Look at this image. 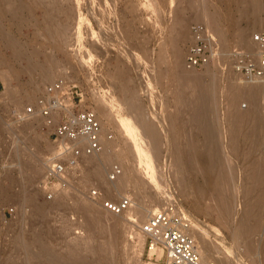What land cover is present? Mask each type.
Segmentation results:
<instances>
[{"label": "rangeland", "instance_id": "1", "mask_svg": "<svg viewBox=\"0 0 264 264\" xmlns=\"http://www.w3.org/2000/svg\"><path fill=\"white\" fill-rule=\"evenodd\" d=\"M6 1L0 0V151L2 153V157H0V264H9L15 254L21 258L17 257L20 264H27L24 250L20 248V245L15 246L14 239L23 237L28 241H34L35 236L40 235L46 243L48 242V245L56 250H61L67 244L66 239L68 241L71 236H84L86 213L80 207L81 200H89L97 208L99 207L98 209L106 210L98 198L91 196L92 188L101 189L105 197L118 200L121 197L130 196L133 200V205L124 214V211L120 214L115 213L117 215L112 213L119 234L115 258L110 262L98 259L94 264H164V256L161 255L159 258L158 254L151 256L145 247L143 249L140 247L138 239V233H143L141 225L149 217V212L144 219L141 217L142 206H144L142 204L146 202L147 205H150L148 207H152L151 195L158 190L156 188L164 189L167 194L169 201L165 200L163 205L177 201L185 207L194 220L195 231L200 232L197 223H203L212 231L205 235V240L216 251L222 254H230L235 251L240 256L238 264H264L261 248L254 249L253 253L248 254L244 247L238 246L237 248L233 245L234 240L229 234L230 231L221 228L218 234L214 230L219 227L218 214L213 212L208 215L205 212L209 199H203L196 189L201 184L206 190L207 197L210 195L214 178L209 173L205 172L203 175L197 176L194 172L189 171L193 188L184 191L174 177L177 171L176 158L174 157L180 156L184 163L187 162L185 140L188 135L186 132L189 131L190 112L187 111L188 94H185L187 92L179 85L180 81H178L182 70L176 64L177 59L171 45L173 46L172 39L175 38L173 35L175 36V32L179 30L178 20L188 18L190 21L185 32L186 36L180 42L184 61L191 25L195 21L202 20L196 16V9H193L195 6H192L188 0ZM260 1L262 9L260 8V12L256 13L254 11L245 12L244 5L238 0H200L202 3L198 5L208 9L213 16V24L217 20L214 28H217L218 33L217 31L213 33L221 43L229 46L232 44L244 45L243 38L251 41L253 33L264 29V23L259 25L254 22L256 21L254 17L257 15V18L264 20V0ZM240 12H243V15ZM252 13L256 16L252 17ZM51 15L54 16L53 21L57 23L59 32L66 34L65 40L64 38L63 41L62 38H52L46 31L51 22L49 19ZM241 31H245V37L240 36ZM15 45L19 52L17 55L14 53ZM30 65L32 70L29 69ZM212 67L217 73V80L219 79V105L223 107L220 116L224 121L221 128H225L226 120L224 118L229 103L226 90H229L228 85H230L229 82L231 83L229 78H232L238 87L239 85L243 87L245 85L243 82H248V80H244L234 72L225 58L215 62ZM43 68L53 69V76L55 75L53 81L67 79L82 86L85 91L86 103L93 106L96 112L99 110L100 104H104L107 113H110L108 114L109 119L106 115H99L100 110L97 114L105 125V130L112 132V137H109L111 141L107 146L111 156L110 162L105 163L102 152L93 154V156L96 155V159L93 156L85 157L80 168L71 176L70 186L66 190L56 192L57 194L52 198L47 196L40 181L46 173L54 144L42 128V117L32 114L29 116L28 113H25L26 106L36 102L45 85L51 82L42 80ZM204 68L196 70L201 73L206 70ZM185 69L187 68L185 67ZM241 87L240 89H242ZM262 88L263 91L261 89L262 92L258 93L260 96L258 97L256 94V98L259 99L264 116V84ZM131 95L135 98L133 96L132 98ZM249 95L246 94L243 95V98H239L240 108L251 107L252 97L254 100L255 93L250 95L251 102L248 99ZM121 99L128 101L121 102ZM133 99H138V101L134 103ZM98 103L99 107H97ZM132 107L135 109H131ZM136 109L139 111L134 112ZM143 110L146 115L148 114L147 117L153 119L158 126V133L161 131L159 134L163 139L164 149L160 161L153 166V171L156 172V174L154 172V179L157 181V178H160L161 184L164 185L163 189L162 186L158 187L160 182H158L159 184L155 180L153 182V178L149 176L152 174L149 173L152 166L146 164L145 158L134 153L138 141L134 136L137 137V133L128 130V126L124 123L128 117L125 112L131 113L132 115H130L133 117V115L142 113ZM260 135L259 148L253 152L248 151L251 153L247 152L248 149L238 154L233 153L228 145L229 142L227 143V140L224 139V144L225 142L226 144L223 146L224 152L222 151V153H225L223 154L226 158H224L225 165L227 164L226 166L230 170L233 169L232 171L236 169L234 172L238 175L233 187L235 191H239L245 183V179H249L246 177L251 173V168L255 169V173H264V123ZM262 136L263 141L261 142ZM132 139L136 141L135 146ZM245 145L243 143V148H248L249 141ZM92 159L93 162H91ZM95 160H99L98 164L104 161L105 165L100 166L101 162L99 166L105 170H103L104 176L110 183L117 181V179H110L108 175L113 163L121 165L122 173H130L131 180L127 183L126 191H118L115 187H109V189L106 182L103 183L99 180L91 168L93 163H96ZM35 161L40 163L42 169L29 183L27 181L31 175L29 169ZM226 161L228 162L226 163ZM22 163L23 165H21ZM27 163L30 165L26 167ZM143 164L147 165V173L144 171L146 174L141 170ZM145 166L143 168L146 170ZM141 171L142 174H140ZM252 171L254 173V170ZM147 174L148 176H145ZM144 180L150 182L147 188L149 194L142 198L144 188H141V184ZM65 191L68 193L64 194V205L61 203L57 205V208L56 206L51 207L46 215L35 213L33 206L26 203L29 193L36 196L37 203H53L57 195H63ZM147 193L145 192V194ZM158 206L155 209L159 208ZM263 233L264 227L260 228L257 232L259 235L256 234L253 239L258 243L263 238ZM126 236L128 239L126 244H123L122 241ZM195 237L201 241L197 233H195ZM232 259L237 261L235 256ZM214 262L217 263L215 260Z\"/></svg>", "mask_w": 264, "mask_h": 264}, {"label": "bare ground", "instance_id": "2", "mask_svg": "<svg viewBox=\"0 0 264 264\" xmlns=\"http://www.w3.org/2000/svg\"><path fill=\"white\" fill-rule=\"evenodd\" d=\"M7 1L11 2L12 0H7ZM238 1L242 2V4L244 5L243 10H245V12L254 11L256 13V12H260L259 10L262 9L261 8L262 5H261L260 0H238ZM188 2H190L192 4V6H195V7H193V9L194 8L196 9V16L198 18L202 19L203 21H205L210 26L211 30H213V32L217 31V33H218L217 28L216 29L214 28V25L216 24L217 20H216V22H214L215 24L212 23L213 16L211 15V13H209L208 9L206 10L201 5L200 6L198 5V4H201L202 2H200V0H188ZM191 4H188V5H191ZM240 11H242V10H240ZM242 13H241V15H243ZM245 14L246 13H244V15ZM253 16H256V15L254 13H252V17ZM257 16L254 17V18H256V21H254V22L258 23L259 25H261V24L263 25V23H264L263 18H257ZM53 17L54 16H52V15L49 16V19L51 22L48 21V22H50V24L47 26L48 28L46 29V31L49 33V36H51L52 38H54V37L62 38V41H63V38L65 40L66 34L63 32H59V27L57 26V23H55L53 21L54 20ZM189 21L190 20L188 18H181L180 20H178L177 23H178L179 30L175 32V36L173 35V37H175V38L172 39L174 41L173 46L171 45V47H173L172 50H174L175 58L177 59V61H176L177 63L176 62L175 63L177 64L178 68L180 70H182V73H180V78L178 79V81H180L179 85H181V87L183 89H185V91L187 92L185 94H188L187 97H189V100H188L189 105H188L187 111L190 112V115L188 117L190 119L189 125H188L189 131L186 132V133H188V135H187V138L185 140V144L187 147V162L184 163L181 160L182 158L180 156L175 155L177 157H174L173 156L174 153H173L172 156L174 158H176L175 159V165L177 167L176 173L174 172L175 173L174 177L176 178L175 180H178V183H179L181 189L184 191V190H188V189L193 188V184H192L193 182L190 180L191 178H189V175H190L189 171L194 172L195 175H197V176H201L205 172L209 173L214 178V182H213L214 185H213L212 191L210 192V195L207 197L206 190L203 186H201V184L198 185L196 187V189L200 193V195L203 199H205V200L209 199V202L207 203L206 208H205V212H207L208 215H209V213H213V212H216L218 214V222L219 223L218 222L217 223L219 224V227H217L214 230L218 234L220 233L221 228H223L227 231H230L229 234H230L231 238L234 240L233 245L237 248H238V246L244 247L245 252L248 254L253 253L252 251L254 249L256 250L257 248H261L262 257L264 259V236L262 239L259 240L258 243L255 239H253L256 236L257 232L260 230V228L264 227V220H263L264 219V176H263L264 173H259V172L255 173V169L251 168L252 170H254V173H252L253 171L250 169L251 173H249L247 175L248 177H246L249 179L248 180L245 179V183L244 184L242 183L243 184L242 188L240 190L238 189L239 191H237V190L235 191V190H233V187L235 186L236 179L238 178L237 173L235 174V172H234L236 169H234V171H232L233 169L230 170L229 168H227V166H226L227 164L225 165V160H224L225 157L223 156V154H225V153H222V151L224 152L223 146L226 144V142L224 144V139H225V141L227 140V143L229 142L228 145L231 147V150L233 151V153L238 154V153H241V151H243V150L246 151V149H248L247 152L248 151L253 152L257 148H259V145L261 144L260 143V136H261L260 134L262 133V129H263L264 116L262 115V108H261V105H260L259 99H258V97L260 95L258 96V93H260L261 89L263 91L262 87L264 84L263 83L264 80L243 82L245 85H243V83H242L243 87H241V85H239V87H238V85L235 84L234 80L232 78H229V81H231V83L229 82L230 85H228L229 90H226L227 96L229 99V103H228V109L226 111L227 114L224 118L226 120V122H225L226 127L221 128V124H223V122H224V121H222L223 119L220 116L221 110H222L221 108H223V107H220V105H219V103H220V99H219L220 96L218 93V90H219V88H218V86H219L218 82L219 81L218 80L219 79L217 80V78H218L217 73L215 72V70L212 67L214 64H212V63L207 64L205 66L206 70L204 72L201 71V73H199L195 68H194V70L187 68L188 69L187 70V69H185L186 66L184 67L183 54H182V51L180 49V42L183 40L184 36H186L185 32L188 28ZM214 21H215V19H214ZM217 27H218V25H217ZM174 29L176 30V26ZM219 34H220V32H219ZM240 36L245 37L246 36L245 31H241ZM242 43L249 48H253L255 46L253 41L252 40L249 41V39H247V38L246 39L243 38ZM14 53L16 55L19 53L17 48H16V45L14 48ZM29 69L30 70L33 69L31 67V65L29 66ZM52 70L53 69H49V68L44 69L42 71V74H41L42 80L53 81V78L55 75L53 76L54 72ZM240 87L242 89H240ZM254 93H255V95H254L255 98L253 100V97H252V103H251L253 106L250 105L251 107H249L247 109L240 108L239 102H241V101L239 100V98H243L246 94L252 95ZM256 94L258 96L257 98H256ZM250 95L248 96V99L251 98ZM132 96L133 95H131V97ZM121 97H122V95H121ZM123 97H126V96H123ZM99 99H101V98H99ZM125 100L126 99H124L123 101H125ZM123 101L121 99V102H123ZM126 101H128V100H126ZM133 101L135 103L136 101H138V99L137 100L133 99ZM249 101H250V99H249ZM131 103H133V102H131ZM123 106H124V104H123ZM97 107H99V103H98ZM122 108H124V107H122ZM131 109L134 110L135 108L132 107ZM99 110H98L99 115H101V116L106 115L108 117V114H110V113H107V111H106L107 108L104 104H102V105L100 104ZM128 110L130 111V109H128ZM136 111H139V109L138 110L136 109L134 112H136ZM134 112H133V114H134ZM125 113L127 114V115L126 114L125 115L128 116V117H126V120L124 119L125 120L124 123H126L125 125L128 126L127 127L128 130L135 131L137 133V137H136V135L134 137L137 138L138 141L137 142L134 141L135 138L132 139V142L134 141V144H133L134 146H135V142H136V147H135L136 152H134V153H136L141 158L142 157L145 158L146 164L148 163V166H150V167L152 166L151 171H150L151 168L149 167L150 168L149 173H152L149 176L153 178V179L152 178L151 179L154 182L156 172L153 171V168H154L153 166L160 161L162 154H163V149H164L163 139H162L161 135L159 134L161 131L159 130L160 132L158 133V131H157L158 126H156L153 119H150V117H147L148 114L146 115L144 110L142 113L133 115V117H131V115H132L131 113H128V112H125ZM184 113H188V112H184ZM28 114H29V116H32V115L35 116V114H32V115L30 113H28ZM128 114L129 115L131 114V115L129 116ZM99 115H98V117L100 118ZM109 117L107 119H109ZM118 117H120V116H118ZM104 118H106V117H104ZM121 121L123 122V120H121ZM101 122H102V120H101ZM102 124H103V122H102ZM187 124H188V122H187ZM103 126L105 129L104 124H103ZM119 126H121V125H119ZM185 130H186V128H185ZM103 140L105 143V148L102 151H100L99 153L102 152L101 154L103 156V159L106 161L105 163H107V162H110V160H111V156L109 155L108 148H107L108 142L111 140H109V138L106 135L103 137ZM248 141H249L248 148H243V143L245 145V143ZM262 141H263V136H262L261 142ZM140 142L143 144V146ZM121 152H122V150H121ZM251 152H248V153H251ZM262 152H263V150H262ZM96 154H98V153H96ZM91 156H93V155L87 156L86 158H89ZM93 157L96 159V155ZM170 159H171V156H170ZM141 160H140V162H141ZM29 161H28V163H29ZM98 161L99 160H97L96 163L94 162L95 164L93 163V166H91V168H93V172H94L95 176H97V178L99 180L103 181V183L106 182L105 184L108 186V188L109 187L110 188L115 187L118 191H121V192L126 191L127 183L131 180V177L129 176L130 173H126V172L121 173L116 178L117 181L115 183H110L109 181H107V179L104 176L105 170L103 169L104 170L103 171L102 167H100L102 165L103 166L105 165L103 163L104 161L103 162L101 161L102 164H101V162L99 163V164H101L100 166L97 163ZM184 161H186V159ZM91 162H93V159L91 160ZM91 162H90V164H91ZM171 162L172 161L170 160V163ZM227 162L228 161H226V163ZM28 163H27V165L25 164L26 167L28 165H30ZM96 164H98V165H96ZM21 165H23V163ZM143 165L145 166V164H143ZM257 165H255V167ZM19 166H20V164H19ZM144 166H141L142 167L141 170H143V173H144V171L146 172L148 170L146 167L147 165L145 166L146 170L143 168ZM170 166H172V165H170ZM41 169L42 168H41L40 163L35 161L33 163V166L31 167V169H29V170H31V175L29 176L27 181L29 183L32 182L34 177L37 174H39V172H41ZM258 169H259V167H258ZM262 171H263V169H262ZM154 172H155V174H154ZM146 173H144V174H146ZM140 174H142V171ZM157 175H158V173H157ZM145 176H148V174ZM156 177H158V176H156ZM157 179L158 180L157 181L155 180V182H157V183L160 182V180H159L160 178H157ZM146 180L148 181V179H146ZM146 180L142 181L143 183L141 184L142 185L141 188H144V191L142 192L143 195L140 194V195H142V198L144 195L149 194V191H147V188L149 187L148 184L150 182L148 183ZM176 183H177V181H176ZM178 183H177V185H178ZM151 185H153V184H151ZM161 186L163 189L164 185H162L160 182L158 187H161ZM239 186H241V185H239ZM154 187H156V186H154ZM64 189L66 190V188H63L61 190H64ZM156 189H158V190H156V192L154 194L151 193L152 198L149 196L151 198L150 202L153 203V205L151 203L152 207H148L149 204L147 205L146 202H145V204H142V205H144V206H142L143 209L141 210V217L143 219L147 215L148 212L150 215L152 213V211L155 210V207H157L158 205H163V203L165 204V200L168 199L167 194H165L164 189H163L164 191L159 190V188H156ZM145 192H148V193L145 194ZM65 193H68V192L65 191V192H63V195L62 194L57 195V198L54 200L53 203L52 202L37 203L36 196L33 193H29V195L27 196V199H26V203H29L33 206V210L35 211V213L37 212L38 214L46 215V212L51 207L56 206V208H57V205L61 204V203H62V205H64L63 200L65 198V196H64ZM167 201H169V199ZM79 204H80V207L82 208V210L86 213V215L84 214L86 216L85 217L86 233L84 236H71L68 241L66 239L67 244H65V246L63 248L61 247L62 248L61 250H56L53 247H51L50 245H48L47 244L48 242L46 243L45 240L40 237V235H36L34 238V241H28L27 239H24L23 237L14 239L16 242L15 246L17 247L20 245V248L22 250H24V253H25L24 256L26 259L25 262L27 261V264H94L95 260H98V259L99 260H105L106 262H110L111 260H113L115 258L116 250H117V247L119 244V234L117 233L116 220H115V217L113 216V214H115L116 212L110 211V210L106 209L105 207L104 208L108 211H106V210L102 211L101 208L98 209L99 207L97 208L95 206V204H93L89 200H83V201L81 200V202ZM129 208L130 207L124 209L123 210L124 212L122 211L123 214L125 212H127L129 210ZM53 210H54V208H53ZM122 212H120V213H122ZM120 213H117V214H120ZM117 214H115V215H117ZM110 216H113V217H110ZM83 224H84V222H83ZM202 224L197 223V226L199 227L200 232L195 231V228H194L195 226L194 227L192 226L193 227L192 232H193L194 236H195V233H197L198 237L201 238V241L197 240L198 241L197 244H198V249H199L202 257L206 260H212V261L215 260L218 264H238V262L240 260L239 259L240 256H238V254L235 253V251L231 252L230 254H227V253L222 254L221 252L216 251L215 248L211 247V245L205 240V235L207 233H209L210 230H209V228L205 227L204 224L203 225ZM210 232H212V231H210ZM138 235H139V238L138 237L137 238L140 240V242H139L140 247L143 249V247L145 246V242H146V235H144L143 233H138ZM257 235H259V234H257ZM107 236H109L110 238L107 239L106 238ZM127 239H128L127 236L124 237L122 243L126 244ZM13 244H14V242H13ZM161 255H162L161 251H158V255H157L158 258ZM231 256L232 257L235 256L237 258V261H234ZM17 257H18L17 254L13 255L9 261V264H20L19 263L20 261L18 262ZM20 257H22V256H20ZM19 259H21V258H19Z\"/></svg>", "mask_w": 264, "mask_h": 264}, {"label": "built area", "instance_id": "3", "mask_svg": "<svg viewBox=\"0 0 264 264\" xmlns=\"http://www.w3.org/2000/svg\"><path fill=\"white\" fill-rule=\"evenodd\" d=\"M251 38L255 44L253 48L239 44L225 46L205 21H195L186 46L185 66L200 69L225 58L244 80L262 81L264 29L253 33ZM25 113L42 117V128L54 144L46 173L40 181L49 198L70 186L71 176L85 157L105 148V135L112 137L111 130L104 129L94 107L86 103L82 86L67 79H56L46 84L36 102L26 106ZM122 171L119 163H113L108 171L109 178L116 179ZM91 196L116 213L133 205L130 196L116 200L105 197L97 188L91 189ZM192 226L193 219L185 207L177 201L168 202L152 211L142 223L141 231L146 235L144 247L151 256L161 251L164 264H217L202 257Z\"/></svg>", "mask_w": 264, "mask_h": 264}]
</instances>
